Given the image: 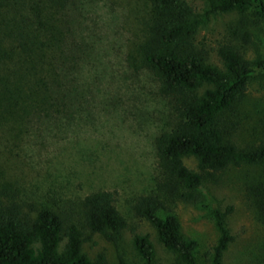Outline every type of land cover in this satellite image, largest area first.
I'll use <instances>...</instances> for the list:
<instances>
[{
  "label": "trees",
  "instance_id": "obj_1",
  "mask_svg": "<svg viewBox=\"0 0 264 264\" xmlns=\"http://www.w3.org/2000/svg\"><path fill=\"white\" fill-rule=\"evenodd\" d=\"M98 1L0 0V129L61 138L91 116L99 102V76L88 79L85 71L97 59L101 39L93 11ZM150 1L146 36L131 57L153 73L176 111L155 141L165 179L156 190L136 196L131 208L173 253L174 264H199L198 243L184 236L173 203L201 200L206 175L264 163V137L247 147L233 139L236 109L256 72L264 71V55L249 59L238 44L226 42L217 49L220 67L196 46V36L212 15L232 12L239 18L230 33L247 46L254 41L253 28L264 32V0H205L202 12L188 0ZM185 157L196 159V170ZM7 190L0 189V264H107L104 253L91 259L84 252L83 227L113 242L129 227L111 190L87 194L80 221L48 206L25 209ZM257 204L264 219V193ZM232 210L213 211L219 237L211 264H224L234 241L227 222ZM132 233L143 264H153L150 236L135 228Z\"/></svg>",
  "mask_w": 264,
  "mask_h": 264
},
{
  "label": "rangeland",
  "instance_id": "obj_2",
  "mask_svg": "<svg viewBox=\"0 0 264 264\" xmlns=\"http://www.w3.org/2000/svg\"><path fill=\"white\" fill-rule=\"evenodd\" d=\"M188 1L201 12L207 7L205 0ZM151 8L150 0H99L93 7L101 39L97 59L85 71L88 79L99 76V102L90 117L67 128L61 138L53 134L26 137L0 129V189L16 195L25 209L48 206L80 221V203L87 194L102 189L115 192L116 204L129 221L121 237L109 241L83 227L84 252L91 259L104 253L107 264H121V260L143 264L132 228L153 241V264H174L173 253L131 208L136 196L156 190L165 179L155 141L176 111L173 99L161 95L153 73L131 57L146 36ZM238 18L237 13H216L196 36V46L220 67L217 49L226 42L238 44L249 59L264 55L261 29H252L254 41L247 46L231 35L230 27ZM234 119L233 139L241 146L264 137V71L256 72ZM184 160L197 169L194 157ZM200 193L198 202L173 203L184 236L198 243V263L211 264L212 247L219 237L214 209L232 206L227 222L234 241L224 264H264V219L257 204L264 193V163H244L206 175Z\"/></svg>",
  "mask_w": 264,
  "mask_h": 264
}]
</instances>
